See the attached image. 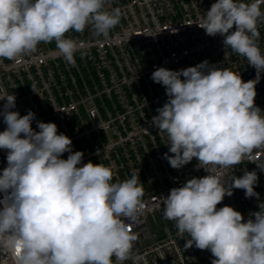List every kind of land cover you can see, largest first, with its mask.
Instances as JSON below:
<instances>
[{"label": "clouds", "instance_id": "obj_1", "mask_svg": "<svg viewBox=\"0 0 264 264\" xmlns=\"http://www.w3.org/2000/svg\"><path fill=\"white\" fill-rule=\"evenodd\" d=\"M104 4L0 0V58L15 60L35 52L41 42L55 41L58 55L75 67L74 54L83 58L85 45L65 34L83 33L90 25L94 36L107 38L120 23L121 10H104ZM262 4L264 0H216L197 23L206 35L222 36L225 50L246 58L256 70L255 79L245 82L207 60L180 70L159 67L151 74L168 97L152 117V124L167 134L164 158L173 169L195 158L196 170L209 173L162 197L163 218L175 222L185 249L210 250L215 257L211 264H264V202L247 221L231 206L217 208L233 189L259 199L257 172L245 170L226 181L213 171L232 169L254 150L264 149V111L255 105L256 85L264 73L258 44ZM0 101H6L0 111L6 125L0 149L7 151V166L0 171V243L16 253L17 264H114L113 257L116 264L135 261L138 236L129 224L144 207L139 175L112 182V168L82 163L84 153L73 151L72 140L54 122L37 121L36 131L33 111L23 116L12 111L15 95L0 91ZM251 162L264 171V160Z\"/></svg>", "mask_w": 264, "mask_h": 264}, {"label": "built area", "instance_id": "obj_2", "mask_svg": "<svg viewBox=\"0 0 264 264\" xmlns=\"http://www.w3.org/2000/svg\"><path fill=\"white\" fill-rule=\"evenodd\" d=\"M215 2L105 0L104 10L120 8V23L107 38L94 36L90 25L83 33H66L65 38L85 45L83 58L79 52L74 54L75 67L58 55L55 41L41 42L35 52L15 60L0 58V91L15 95L12 111L21 116L28 110L36 114L31 125L34 130L39 131L37 121L54 122L58 132L72 140L73 151L84 153L82 163L91 161L112 168V182L130 179L133 173L139 175L144 207L138 220L129 224L138 236L132 250L136 259L124 264H211L215 259L210 250L185 249L186 239L177 235L175 222L163 218L162 197L188 179L209 173L196 170L195 158L182 169H173L164 158L169 148L167 134L152 124V117L168 97L164 86L151 79L159 67L180 70L205 60L240 74L245 82L255 79L256 70L246 58L230 48L225 50L222 36H208L197 25ZM261 8L264 11V4ZM259 31L258 44L264 53V22ZM256 91L255 105L264 111V73ZM5 102L0 101V111ZM5 128L0 116V132ZM68 155L64 153L62 158ZM6 156L7 151L0 149V171L7 166ZM251 160H264V149L254 150L249 159L232 169L213 170L221 172L226 181L232 175L242 176L245 170L257 172L254 187L259 199L246 198L244 190L233 189V195L217 205L233 207L244 221L264 202V171ZM113 262L116 264L115 257ZM0 264H17L16 253L3 243Z\"/></svg>", "mask_w": 264, "mask_h": 264}]
</instances>
